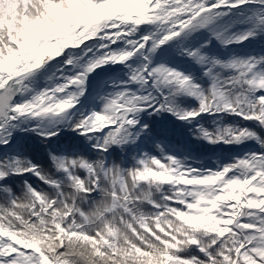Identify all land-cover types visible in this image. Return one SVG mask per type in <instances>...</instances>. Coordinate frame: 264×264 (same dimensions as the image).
Segmentation results:
<instances>
[{
	"label": "snow or ice",
	"instance_id": "1",
	"mask_svg": "<svg viewBox=\"0 0 264 264\" xmlns=\"http://www.w3.org/2000/svg\"><path fill=\"white\" fill-rule=\"evenodd\" d=\"M0 264H264V0H0Z\"/></svg>",
	"mask_w": 264,
	"mask_h": 264
}]
</instances>
